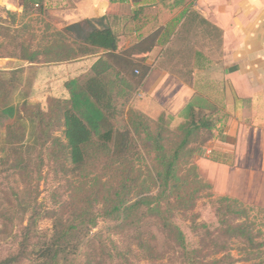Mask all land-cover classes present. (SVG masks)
<instances>
[{
	"label": "trees",
	"instance_id": "1",
	"mask_svg": "<svg viewBox=\"0 0 264 264\" xmlns=\"http://www.w3.org/2000/svg\"><path fill=\"white\" fill-rule=\"evenodd\" d=\"M30 7H37L40 15L47 11L45 0H24L23 13H27ZM7 13L16 20V14ZM105 20H82L61 30L56 29L53 36H43L46 43H39L37 50L26 45L19 31L11 34L10 29L0 25V58H18L32 66H41V70L51 69L52 75L47 76L54 78L66 75L59 69L63 65H77L79 59L94 56L99 49L110 53L91 58L87 67L82 65L80 74L66 80L64 93L48 99L47 111L39 104H24L22 109L13 104L0 107V128L6 122L14 121L13 125L5 126L11 144L26 138L18 121L23 119L21 113L37 125L42 146L50 144L34 168L30 167L31 161L26 166L21 153L19 160L15 159L12 164L14 167L8 168L11 171L19 169L26 187L21 197L17 195L10 200L11 207L1 209L0 204L3 227L0 236L16 238L13 229L19 221L27 219V226L21 229L22 240L17 253L0 259V264L74 263L79 244L100 221L119 222L113 229L130 225L138 227L144 212L159 219L163 231L179 249L183 264H235L231 254L222 259H204L177 220L179 215L189 214L200 198L213 197V186L202 178L194 163L195 146H202L216 137L215 131L225 121L223 111L205 96L195 94L178 114L179 126L172 130L174 116L164 112L154 119L134 108L132 101L148 71L140 82L134 81L125 74L134 67L133 62L116 56L117 62H122L120 70L111 61V54L119 48L120 38ZM3 39L10 40L9 46H4ZM8 47L14 50L7 51ZM16 73L11 72L12 75ZM42 78H37V82ZM13 87V83L0 77V98L3 94L4 98H9ZM120 106L124 118L121 128L116 125ZM60 129L62 139L54 136V132ZM205 134L211 137L202 141ZM45 155L50 165L78 173L76 181L71 184L73 198L79 197L80 202L83 201L71 209L68 220L63 219L59 225L53 226L49 236L46 232L38 233V226L50 218V212H41L36 203L38 190L29 185L33 182V169L40 175ZM99 167L102 174L97 178L94 175ZM92 176L98 181L86 188L83 182ZM96 206L101 210L97 211ZM215 209L218 237L212 243L218 251H231L230 242L236 241L241 244L237 250L243 255L239 262L259 260L257 264H264V233L258 230L255 216H251L255 208L246 206L237 198L222 196L216 199ZM191 223L193 232L206 230L207 237L213 239L208 224H198L195 218ZM40 237L45 238V242L35 246L34 241ZM97 238L93 239L94 243ZM139 241L143 251L152 252L151 246L147 247L141 237ZM91 244L88 250L93 249ZM86 258L91 263V256L86 255Z\"/></svg>",
	"mask_w": 264,
	"mask_h": 264
},
{
	"label": "crops",
	"instance_id": "2",
	"mask_svg": "<svg viewBox=\"0 0 264 264\" xmlns=\"http://www.w3.org/2000/svg\"><path fill=\"white\" fill-rule=\"evenodd\" d=\"M113 1L45 0L46 18L58 30L105 18L120 38L111 61L133 62L138 82L148 71L132 101L148 116L177 117L195 94L218 106L225 121L209 142L211 156L198 159L200 173L225 196L243 202L242 193L254 192L264 204V0ZM106 54L59 69L73 79ZM217 166L226 178L209 171Z\"/></svg>",
	"mask_w": 264,
	"mask_h": 264
},
{
	"label": "rangeland",
	"instance_id": "3",
	"mask_svg": "<svg viewBox=\"0 0 264 264\" xmlns=\"http://www.w3.org/2000/svg\"><path fill=\"white\" fill-rule=\"evenodd\" d=\"M23 1L24 0H0V25L5 29H10L11 34H14L15 31H19L20 33L18 34L27 42L26 45L32 50H37L39 43L42 45L46 43V41H43V36H53L57 28L48 21L46 13L45 15L38 14L37 7H30L27 13L24 14ZM19 7H21L20 10L18 9ZM7 12L16 14V20L14 21V18ZM9 41L8 39H3L5 43L4 46H9ZM6 50L13 51L14 49L8 47ZM120 64H122L121 61L117 62V60H115V65L122 70ZM44 67L47 68L48 66ZM41 68V66H32L27 61L18 58H0V72L2 73L0 77L9 80L14 85L9 98H4L5 94L1 96L0 107L5 106V104H13L17 106L18 109H22L24 104H39L44 111H47L48 99L55 96L59 97L64 93L63 89L69 77L67 75L62 77L59 75L56 78L47 76V74L52 75V70H41ZM14 71L17 72L16 75L11 74V72ZM125 74L133 78L134 81H137L136 77L138 75L135 73V68L130 67L125 71ZM40 77L44 78L38 83L37 78L40 79ZM120 107V117L117 119L116 125L121 128L124 125V118L121 115L123 107ZM21 115L23 119H19L18 121L22 130L26 132V138L22 142L11 144L10 140L7 138L5 126L8 124L13 125L14 121L6 122L5 126L0 128V171L2 172L0 174L1 209L11 207L9 204L10 200H14L17 195L21 197L25 192L26 184L19 173V169L13 171L8 169L14 167L12 164L15 162V159L19 160V153L22 154L26 166H29L30 164L28 161H31L32 166L30 165V167L34 168L35 164L39 163V158L43 156L44 149L50 147V144L45 147L42 146L43 141L40 139V131L37 125L33 123L32 119L22 113ZM180 122L181 119L175 117V120L171 123V129L176 130ZM54 136L62 139L61 129L54 132ZM17 137H19V135H17ZM210 137V135L205 134L202 141ZM209 144L210 143H206L202 146H195L197 148V153L194 163L197 167L198 159L203 161L206 160L208 156H211V154L208 153ZM44 158L45 163L44 166H42L40 175L36 173V169L31 171L33 182L29 185H32L33 190H38V199L36 203L39 204L41 212L44 210H49L50 212V218L44 219L38 226V233L46 232L49 236L52 234L53 226L59 225L63 219L68 220L72 212L71 209L78 205L80 206L83 201L80 202L79 197L73 198L74 194L71 184L76 181L78 173L73 171L70 173L64 169V167L60 166L54 167L49 164L46 155ZM68 166L71 168L69 164ZM209 171L216 173L221 177V180L228 176L225 172L221 171L218 166L209 169ZM101 174L99 167L94 176L99 178ZM94 176L83 182L86 188L97 183L98 179ZM201 176L210 183L206 179L205 173L203 175L201 174ZM212 186L213 197L200 198L195 208L189 212V214L179 215L177 217L178 222L182 224L192 245L200 249L204 259H222L224 256L231 254L236 261L235 264H257L259 260H253L248 263L244 261L239 262L242 260L241 258H243V255H240L237 250L241 247L239 242L231 241L230 245L232 250L229 252H219L218 247L214 246L212 243V240L218 237L216 233L218 232L216 228L218 223L215 202L216 199L225 196L221 189L216 190L215 186ZM218 188H220L219 184ZM242 196L246 200L252 202L249 203L245 201V199L243 201L246 206L255 208V212L253 214L251 213V216H255L258 230H262L264 233V204H255L254 192L248 193L247 191L246 193H242ZM31 197L35 198V195L31 194ZM96 210H101V207L96 206ZM192 218H195L198 224H208L213 239L207 237L208 232L206 230L193 232L191 230ZM117 224H119V222L100 221L98 227L79 244V253L74 257L75 262L70 264H127L126 261H130L133 264H183L179 249H177L176 245L163 231L158 218L152 215H146L144 212L138 227L130 225L122 229H113ZM26 226L27 219L19 221L16 228L14 227L13 229V235H17L16 238L0 236V259L17 253L22 240V238H20L21 229ZM2 229V222L0 220V230ZM96 236H98V238L96 243H94L93 239ZM140 237L147 247L151 246L152 252L148 249L142 250L139 241ZM40 238L34 241L35 246H41L45 242V238ZM90 243H92V250H88ZM86 255L91 256V263H88ZM13 264L18 263L14 262Z\"/></svg>",
	"mask_w": 264,
	"mask_h": 264
}]
</instances>
